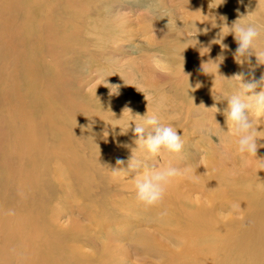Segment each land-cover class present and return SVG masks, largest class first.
Here are the masks:
<instances>
[{"label": "bare ground", "instance_id": "6f19581e", "mask_svg": "<svg viewBox=\"0 0 264 264\" xmlns=\"http://www.w3.org/2000/svg\"><path fill=\"white\" fill-rule=\"evenodd\" d=\"M142 1L0 0V264H125L128 252L119 240L139 247L144 264H159L150 259L155 256L161 264H264V116L254 119L256 155L240 154L236 138L224 132L227 101L213 99L224 80L220 74L243 72L245 81L257 82L264 76L255 55L237 63L232 34L222 41L227 50L214 42L220 16L231 25L253 11L244 19L264 25V0H211L218 6L210 12L208 0H166L167 13L150 18V9H139L134 17L129 5ZM256 48L264 50V32ZM220 54L225 58L217 71L208 60ZM100 57L105 59L97 64L91 88L100 84L97 73L111 84L119 79L108 63L113 57L152 72L163 64L159 78H143L155 98L147 109L159 108L162 122L176 127L182 153L159 161L136 148L134 122L127 129L128 121L139 123L136 117L146 109L132 110L133 117L121 101L119 106L102 98L77 99L85 88L73 74ZM234 83L225 82L226 92ZM262 88L258 83L254 91ZM213 104L221 111L214 114ZM113 109L121 120L105 114ZM133 154L149 165H187L195 179H174L158 208L145 206L131 179L112 170L121 168L118 159ZM59 200L79 205L80 213L67 216L72 227L85 217L102 231L101 245L96 238L85 240L95 245L93 255L79 245L82 240L67 239L56 211ZM143 216L148 220L141 222ZM127 222L118 234L132 236H115L112 225ZM88 229L80 225L75 235L88 236ZM169 234L171 241L159 239Z\"/></svg>", "mask_w": 264, "mask_h": 264}, {"label": "clouds", "instance_id": "9594fccd", "mask_svg": "<svg viewBox=\"0 0 264 264\" xmlns=\"http://www.w3.org/2000/svg\"><path fill=\"white\" fill-rule=\"evenodd\" d=\"M224 2L225 0H221L218 5ZM218 5L211 8H216ZM252 13L253 11L239 16L231 25L226 22V17L220 16V20L223 23L220 25V31L217 33V38L214 42L217 43L216 41H218L217 44H220L222 49L227 50L228 45L223 44L222 41L225 36L232 34L237 44L234 57L239 64L248 62L251 55H255L257 63L264 64V50L258 51L256 48L257 41L260 39L262 32H264V25L244 19ZM210 19L215 27V19L212 17ZM222 30H224L223 34ZM203 31L206 32L207 29H203ZM195 40L197 45L196 36ZM203 48L209 52L208 47ZM224 58V55L220 54L215 60L209 59L208 61H212L218 71V66L223 62ZM208 61L203 64H207ZM202 71L209 74L204 67H202ZM220 75L224 80L221 82L220 88L213 99L216 102L227 101V107L222 110L227 131L221 130L236 138V151L238 153L256 155L259 145L257 144V136L254 134L258 131L254 125V119L264 116V88L259 92L254 90L257 88L258 83L264 84V76H261L260 81L257 82L254 80L245 81L243 72L235 74L231 78H226L222 74ZM230 80L235 81V83L232 85L233 91L228 93L225 90V82ZM114 93L118 94V89ZM210 108L215 109L214 114L221 111L217 108L216 104H213ZM125 109L133 117L137 115L133 114L132 109L127 105L123 108V111ZM139 116L142 122L136 123L132 119L128 121L127 127L128 129L130 121L134 122L132 131L136 136V148L142 149L151 157H159V161L165 160L169 154L179 155L182 153L184 141L181 138V134L177 133V129L173 124L162 122L159 108L146 109V112L143 115L139 114ZM118 164L123 165L124 161L118 159L116 165ZM112 170L114 173H123L131 179L137 201L145 206L159 204L164 197L168 185L174 179L182 176L189 180L195 179L190 174V169L187 165L180 167L170 160L166 163L158 162L147 165L142 160L131 157L127 162L126 168L115 167Z\"/></svg>", "mask_w": 264, "mask_h": 264}, {"label": "rangeland", "instance_id": "374dc122", "mask_svg": "<svg viewBox=\"0 0 264 264\" xmlns=\"http://www.w3.org/2000/svg\"><path fill=\"white\" fill-rule=\"evenodd\" d=\"M158 0H146V1H142L141 4H130L129 7L133 8V16L135 17L136 14L138 13L139 9H143L144 11H146L147 9H150L151 13L149 15L150 18H157L158 16H160L161 14H165L168 12L169 9V4H166V0H164V4H166L164 7L162 5H159ZM212 1L208 0L206 2V6H205V10H208L209 8V12L213 11L215 8H211V7H215L211 5ZM163 4V5H164ZM177 3H175L174 5H176ZM208 4V5H207ZM211 7H210V6ZM204 9V8H203ZM128 11V10H127ZM126 11V12H127ZM147 13V12H146ZM158 14V15H157ZM152 34H155L156 31L154 29L151 30ZM144 35H139L137 38L140 39L141 37H143ZM137 41H135L132 46L136 43ZM105 57V56H104ZM104 57H100L98 59V61H94L93 59H91L90 61H87V67H83V71H81L80 73H74L73 77L75 79H79V81L82 83L81 85L85 88V90L81 93L80 96L77 97V99L79 100H88L90 98L92 99H99L102 98L105 103L108 105H112V104H116L119 105L122 103L124 106L128 105L130 103V101L134 102V104H129V106L132 108V110L138 109V111L142 110V109H147V106L149 104L148 100H154L155 98H153L154 94L153 91H149L146 90L144 87V80L143 78L147 79V80H151L154 78H159V73L160 71H166L163 68V64L159 63L158 64V69L155 70L154 72L147 70L144 66H140V68L135 69L136 67H129L127 65L124 64V60L119 59V57H113L111 59H109L108 63L112 64L114 67H116L117 73H115V75H118L119 79L111 84L109 82V80H107L106 77H101L100 73H97L99 75V80H100V84L97 85V87L95 88H91L90 86L93 85V82H91V80L94 77L95 71L97 69V64L100 63L102 60H104ZM116 59H119V61L117 62ZM79 62H84L86 64V60H78ZM89 63V65H88ZM140 65H144V63H142V60L140 61ZM125 67V68H122ZM161 67V69H159ZM138 76V77H137ZM137 77V78H135ZM136 80H135V79ZM134 79V82L132 84H130L129 82L132 81ZM91 84V85H90ZM138 85V86H137ZM101 86V87H100ZM79 87V86H78ZM103 87V88H102ZM113 89V91H111ZM114 89H119L118 90V94L114 93ZM161 92L168 94L169 92L166 91V89L161 90ZM168 92V93H167ZM153 94V95H152ZM174 97V94H173ZM121 101V103H120ZM120 111V110H119ZM118 111L115 112V109H113V111H109L106 110L105 114L109 116V118L111 119H119L121 120L122 117H120L119 113H117ZM125 114V113H124ZM129 114V113H128ZM136 121H138L139 123L142 122L141 121V117H136ZM204 134L205 131H204ZM214 132H210L209 136L213 135ZM132 141H136V136L135 135H131ZM120 140H123V136L122 138H120ZM206 140H208L209 142V138L206 137ZM121 141L118 142L117 145H120ZM116 145V146H117ZM206 146V144H204ZM187 149H185L186 151ZM124 154H122L123 157ZM137 154H133L132 158L136 159ZM128 160H130V158H127L124 161V165H121V168L127 167V162ZM145 164L149 165V163L144 162ZM125 177L129 178L128 176L124 175ZM158 208L157 205H154V208ZM56 211L59 214V217H61V220H63L64 222V233L66 234L67 239L70 242H75V237L78 240H82V243H79V245L83 246L84 250L87 251L89 254L93 255V253L96 251V247L93 243L85 241L86 239H88V237L92 238H96L98 240V245H101V242H103L104 239V235L102 233V231H99V229L95 230V224L92 223V225L87 224L86 221H89L88 219H84L79 217L80 215H77L80 218V222L78 223L79 225L76 227H72L70 225V223L67 222V216L70 215V213H80L79 210V205L78 203H72V202H64L62 200H59V207L56 209ZM140 218L139 216L136 217V220L138 222H140ZM146 220H148L147 217H142V221L141 222H145ZM98 222V220H96ZM90 222V221H89ZM91 223V222H90ZM99 223V222H98ZM80 225H87L89 226L88 229V236H83L80 235V233L78 235H75V233L79 232L80 229ZM130 225V223H125L122 226L117 225V223H114L112 225V228L115 231V236L117 237H122L123 235H129L132 236L131 233H122V234H118V232L121 231H126L127 227ZM126 229V230H124ZM168 238L165 241H171V238L173 237L172 234L169 235H165L162 236V238L159 239H164V238ZM116 242H118V240H116ZM119 242L121 244H125L122 245L121 247L125 248L128 252V254L126 255V252L123 253V261L125 264H144L143 262V253L141 252L139 247L134 248L135 246L132 243H128L127 241H121L119 240ZM127 246V247H126ZM171 246L173 248H177L175 247L172 243ZM140 251L141 253H135L136 251ZM151 260L153 261H157L159 264H161L159 262V259L155 256V257H150ZM73 264V263H72ZM116 264V263H113Z\"/></svg>", "mask_w": 264, "mask_h": 264}]
</instances>
